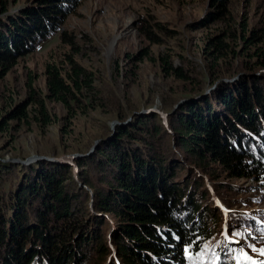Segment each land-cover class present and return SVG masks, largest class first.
I'll use <instances>...</instances> for the list:
<instances>
[{
	"label": "trees",
	"instance_id": "16d2710c",
	"mask_svg": "<svg viewBox=\"0 0 264 264\" xmlns=\"http://www.w3.org/2000/svg\"><path fill=\"white\" fill-rule=\"evenodd\" d=\"M211 3L213 16L225 10V0ZM75 4L0 0V78L38 42L60 30ZM250 32L243 36L246 47L260 37L255 29ZM225 38L216 36L210 42L216 59L227 53ZM165 62L185 78L181 68ZM45 67V94L29 83L27 98L8 109L5 120L48 125L52 118L47 100L71 110L82 107L84 92L94 89L92 76L70 58L64 72L50 63ZM244 67L256 69L249 62ZM211 73L212 81L218 80L216 72ZM226 75L209 95L204 83L198 85L195 99L172 115L177 123L171 131L161 114L136 112L128 122L110 128L98 147L95 144L74 163L37 160L28 166L24 180L7 191L4 184L9 182L2 183L0 173V264H237L242 248L234 240H221L220 207L208 198L210 190L199 176L191 173L188 178L191 169L178 176L185 167L174 148H182L198 168L213 162L229 177L261 180L264 76L244 75L226 83ZM15 165L0 161V171ZM93 169L103 176L94 177ZM205 199L211 203L204 205ZM247 217L248 228L262 237L264 218ZM234 228H229L231 233H236ZM253 245L258 253L264 248L262 243ZM249 246L244 248L253 257Z\"/></svg>",
	"mask_w": 264,
	"mask_h": 264
},
{
	"label": "rangeland",
	"instance_id": "374dc122",
	"mask_svg": "<svg viewBox=\"0 0 264 264\" xmlns=\"http://www.w3.org/2000/svg\"><path fill=\"white\" fill-rule=\"evenodd\" d=\"M76 4L60 30L38 42L0 78V161L16 164L0 171L2 183L9 182L4 184L5 191L15 189L37 160L74 163L95 144L98 147L103 142L99 138L110 128L128 122L132 113L157 112L167 119L171 131L177 118L172 115L183 103L195 99L194 90L201 82L209 95L225 74L226 83L244 75L264 76V64H257L264 60V0H225V10L214 16L211 0H76ZM253 29L260 37L246 47L243 36H250ZM223 35L227 53L216 59L210 42ZM69 58L93 78L94 89L84 92L82 107L67 110L60 102L47 100L52 122L45 126L3 118L12 105L27 98L29 83L45 94L47 63L64 72ZM166 60L181 68L185 78L166 68ZM246 62L256 69L244 67ZM212 71L218 80L212 81ZM119 115L125 118L118 119ZM174 148L185 167L178 176L191 169L188 178L191 173L199 176L210 190L208 198L220 207L221 240L228 233L242 252L251 243L264 246V232L260 237L247 224V216L264 218V173L259 182L229 177L219 164L198 168L182 148ZM211 171L220 175L213 177ZM91 174L103 176L97 169ZM210 200L205 199L204 205ZM229 228L240 235L232 237ZM253 253L256 264L264 263L258 252Z\"/></svg>",
	"mask_w": 264,
	"mask_h": 264
},
{
	"label": "snow or ice",
	"instance_id": "6c2138e0",
	"mask_svg": "<svg viewBox=\"0 0 264 264\" xmlns=\"http://www.w3.org/2000/svg\"><path fill=\"white\" fill-rule=\"evenodd\" d=\"M224 235H225L226 240L230 239V235L228 233H224ZM236 235H240V233H231V236H236ZM233 242H238V241H233ZM249 247L251 248V251H253V252L257 251L256 248H254L252 246H249ZM258 251H259L260 255L264 256V248H261ZM241 259H246V260L251 261V264H256V262L254 260H252V258L248 255V253L246 251L241 252V253H237V255H236L237 264H239V261Z\"/></svg>",
	"mask_w": 264,
	"mask_h": 264
},
{
	"label": "bare ground",
	"instance_id": "6f19581e",
	"mask_svg": "<svg viewBox=\"0 0 264 264\" xmlns=\"http://www.w3.org/2000/svg\"><path fill=\"white\" fill-rule=\"evenodd\" d=\"M263 72V71H262Z\"/></svg>",
	"mask_w": 264,
	"mask_h": 264
}]
</instances>
